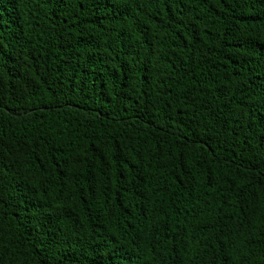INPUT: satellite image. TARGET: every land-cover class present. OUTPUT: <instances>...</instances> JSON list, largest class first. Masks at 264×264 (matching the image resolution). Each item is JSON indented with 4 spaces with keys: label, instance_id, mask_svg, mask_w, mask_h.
Masks as SVG:
<instances>
[{
    "label": "trees",
    "instance_id": "obj_1",
    "mask_svg": "<svg viewBox=\"0 0 264 264\" xmlns=\"http://www.w3.org/2000/svg\"><path fill=\"white\" fill-rule=\"evenodd\" d=\"M0 264H264V0H0Z\"/></svg>",
    "mask_w": 264,
    "mask_h": 264
}]
</instances>
